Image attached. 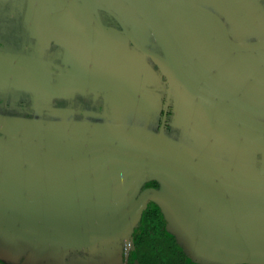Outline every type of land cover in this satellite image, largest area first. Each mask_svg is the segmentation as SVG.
I'll use <instances>...</instances> for the list:
<instances>
[{"label": "water", "instance_id": "95a60500", "mask_svg": "<svg viewBox=\"0 0 264 264\" xmlns=\"http://www.w3.org/2000/svg\"><path fill=\"white\" fill-rule=\"evenodd\" d=\"M89 1L85 6L93 7ZM124 1L161 52L127 33L165 77L166 107L173 96L176 127L186 139L167 137L163 124L155 134L0 118V249L16 256L14 264H71L79 253L109 262L153 202L191 263L264 264V9L258 0L212 1L244 31V41H236L218 15L194 3ZM204 17L218 26L220 45L231 53L192 42L197 30L199 38L206 33ZM102 51L88 86L75 67L67 74L58 68L51 83L42 63L3 55L0 89L60 97L88 87L123 95L127 87V105L151 112V93L143 89L153 78L150 68L127 50L126 75H116ZM141 97L149 100L147 108L138 105ZM188 140L194 147L185 145ZM151 181L159 189L140 191Z\"/></svg>", "mask_w": 264, "mask_h": 264}, {"label": "flooded vegetation", "instance_id": "af4514ba", "mask_svg": "<svg viewBox=\"0 0 264 264\" xmlns=\"http://www.w3.org/2000/svg\"><path fill=\"white\" fill-rule=\"evenodd\" d=\"M90 1L94 2L93 7L85 6V0H45L44 3L36 0L0 1V57L33 58L29 60L44 65L51 83H55L58 68L62 74H67L75 67L77 73H80L79 77L82 76L80 83L85 84L86 77L88 86L91 77L96 76V67L99 65L97 61L102 50L106 51L102 56L109 65L112 62L111 65L117 67L116 75L119 76L121 73L126 75L127 50L132 51L153 74L149 84L143 85V89L151 93L152 111L145 113L127 105V87L120 89L123 95L111 88L88 87L60 97H39L8 87L0 89V118L54 127L120 130H126L127 127L143 128L155 134L163 124L164 134L170 138L173 131H180L176 127L179 124V116L175 111L178 108L176 99L170 96L166 107L168 88L165 77L151 60L133 47L127 33L141 46L161 55L153 36L135 10L124 0ZM185 1L214 12L224 22L230 38L244 41V31L239 29V25L234 28L226 16L219 13L213 0ZM258 2L264 9V3ZM194 26L196 28L197 24ZM201 27L206 33L203 38H199L197 30L198 33L192 39L194 44L198 41L208 50L213 47L215 51H223L225 54L230 52L220 45L222 34L215 23L204 17ZM246 40L253 41L255 38ZM99 46H102L101 50ZM64 134L67 135L68 130ZM75 136L83 137L79 134ZM181 138L182 141L186 139L183 134ZM145 189L157 190L159 185L151 181L145 183L140 191ZM181 254L184 256L175 237L167 231L160 209L153 202H148L133 229L129 245L121 244L118 261L114 264H194L187 261V257L182 258ZM76 257L77 264L83 261L87 263L89 259L83 253Z\"/></svg>", "mask_w": 264, "mask_h": 264}, {"label": "rangeland", "instance_id": "374dc122", "mask_svg": "<svg viewBox=\"0 0 264 264\" xmlns=\"http://www.w3.org/2000/svg\"><path fill=\"white\" fill-rule=\"evenodd\" d=\"M140 101H142V102H140ZM138 105H140V108H142V109H144L145 107L147 108L148 105H149V100H148V104H147V100H145L143 97H141L139 99ZM181 134H183L182 131H179V132L173 131L170 134L171 135L170 138L173 139V140H176L178 142L179 141H182ZM166 136L169 137L168 134H166ZM185 145H187L188 147H192L193 144H192V142L190 140H188V141L185 142ZM253 163L254 164H258L257 160L254 161ZM124 244L127 245V246L129 245V243H124ZM112 252H110V256H109L110 258L108 257L109 258V262L102 261V260H100L101 262L99 260L94 262L91 259H88L87 260V263H85L84 261L83 262L85 264H114V263H116L118 261V256L119 255H117V253H120V252H117L115 250H113ZM103 257H104V259L106 258L105 256H103ZM15 260H16V256L12 255L11 253H9V252H7V251H5L3 249H0V261L1 262H3L4 264H8L7 262H12L14 264L15 263ZM37 260H40V259H37ZM110 260H112V261H110ZM5 261H7V262H5ZM71 261H72L71 264H77V263H75L76 260L74 258H71ZM48 262H50V264H66V263H63V261H61V260H58V261L57 260H53V262H51L49 260ZM83 262H82V264H83ZM37 263L38 264H47L46 261H44V262L42 261V263L39 261Z\"/></svg>", "mask_w": 264, "mask_h": 264}, {"label": "trees", "instance_id": "16d2710c", "mask_svg": "<svg viewBox=\"0 0 264 264\" xmlns=\"http://www.w3.org/2000/svg\"><path fill=\"white\" fill-rule=\"evenodd\" d=\"M179 250L182 251V249L180 248V246H179ZM183 253H184V252H183ZM180 256H181L182 258H183V257L186 258L185 254H184V256H183V254H181ZM170 259H171V258H170ZM186 260L188 261L187 258H186ZM171 262H172V259H171ZM0 264H4V263L0 261Z\"/></svg>", "mask_w": 264, "mask_h": 264}]
</instances>
